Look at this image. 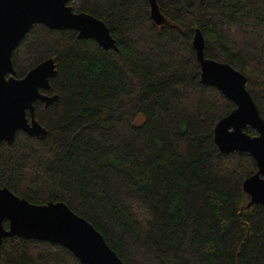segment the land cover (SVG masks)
<instances>
[{
	"label": "trees",
	"instance_id": "16d2710c",
	"mask_svg": "<svg viewBox=\"0 0 264 264\" xmlns=\"http://www.w3.org/2000/svg\"><path fill=\"white\" fill-rule=\"evenodd\" d=\"M71 0L103 21L118 50L73 30L34 25L13 52L16 78L55 59L57 101L35 103L43 139L0 145V188L32 204L62 202L124 264H264V207L248 208V153L223 154L218 123L236 105L204 85L193 46L231 65L264 119V0ZM251 136L258 133L248 127ZM8 221L5 227L8 228ZM0 264H84L60 244L8 237Z\"/></svg>",
	"mask_w": 264,
	"mask_h": 264
},
{
	"label": "water",
	"instance_id": "95a60500",
	"mask_svg": "<svg viewBox=\"0 0 264 264\" xmlns=\"http://www.w3.org/2000/svg\"><path fill=\"white\" fill-rule=\"evenodd\" d=\"M70 1L0 0V145H11L19 131L45 138L47 130L36 119L35 103L48 107L58 99L43 92L51 89V79L58 74L55 59L39 64L23 79L16 78L13 52L34 25L73 30L78 39H93L104 49L118 50L107 25L90 14L74 12ZM148 2L152 20L162 27L167 20L158 0ZM193 46L203 84L215 87L236 105L216 126L215 143L223 154L248 153L254 158L257 172L243 187L250 197L248 208L264 207V119L247 90V78L231 65L205 57V38L200 30H196ZM248 127L258 135L248 134ZM15 236L60 244L84 264H124L101 233L65 203L35 205L8 188H0V246L5 238Z\"/></svg>",
	"mask_w": 264,
	"mask_h": 264
}]
</instances>
